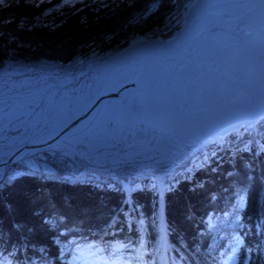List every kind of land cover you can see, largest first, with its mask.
Instances as JSON below:
<instances>
[{"label": "snow or ice", "instance_id": "snow-or-ice-1", "mask_svg": "<svg viewBox=\"0 0 264 264\" xmlns=\"http://www.w3.org/2000/svg\"><path fill=\"white\" fill-rule=\"evenodd\" d=\"M75 2L58 0L56 7L74 5ZM132 2L128 0L129 6ZM169 3L177 10L181 7L187 10L183 15L184 24L188 23V12L192 9L225 10L223 15L228 18L227 27L237 51L221 58L214 53L194 55L185 50L182 60L167 58L171 62L163 68L135 55L119 61L118 65L111 63L110 59L97 57L95 66L88 64L89 71L103 73L96 80L95 90L78 87L80 81L76 72L80 76L86 75L82 68L83 60L62 67L54 75L44 74L46 70L41 69L40 75L23 83L11 80L8 72L0 73V142L9 139V132H16L19 136L20 128L35 130L41 136L54 140L59 134L57 130L67 126L77 113L85 115L96 108L94 98L98 99L97 90L112 89L119 95V90L125 87L127 81L136 87L121 95L118 104L105 105L97 110L85 127L77 129L78 135L54 149L52 155L58 152L67 155L71 151L97 163H100L97 157H103V161L112 167L103 168L101 163V168L115 176L113 169L124 165L135 167V158L142 155L139 151L127 149H134L136 144L154 143L160 149L166 147L168 150L165 153L157 149L160 159H154V163L167 172L169 169L164 161L182 152L176 151L178 138L193 128H207L209 117L215 113L211 121L214 135L209 142L223 146L231 143L225 139L231 136L242 145L233 148L235 154L251 151L253 158L264 156V0H187V3L169 0ZM125 43L129 42L126 40ZM41 143H47V140L42 139ZM191 146L186 144L185 148ZM10 154V146L0 143V165H3L0 167V208L13 216L5 220L4 215L0 214V243L5 239L11 240L17 231L40 235L53 229L58 232L62 226L66 228L61 216H53L46 211L53 202L52 194L44 191L37 193L21 189L17 193L18 199L32 204V208L27 219H15L13 206L4 199V192L14 188L25 177L46 179L52 175V170H41L23 158L20 161L22 168H10L7 160L3 159L4 155ZM172 162L175 163V159ZM245 168L249 172L245 173L242 186L237 188L240 208L246 207L245 197L240 193L252 191L254 202L260 203L264 192V168H261L259 176L251 174V164H245ZM94 187L101 191L105 189L102 184H95ZM106 187L122 194L144 191L139 184L132 189L114 188L111 184ZM150 188L161 197L165 191L172 190L170 185L163 182L159 186L151 184ZM129 206L132 207L131 203ZM261 207L264 208V204ZM132 210L135 211V208L132 207ZM54 243L62 242L57 238ZM242 243L237 237L236 247L230 251L235 253ZM73 245V264L77 260L82 264H94V259L85 258L83 253L77 255L76 249L80 245L75 242ZM19 251L20 248L14 246L13 251L8 253L12 259L0 256V264H13V260H17L18 264H34L27 255L22 260L17 257L15 253ZM114 255L104 260L103 264H130L117 262ZM43 264L50 262L45 260Z\"/></svg>", "mask_w": 264, "mask_h": 264}, {"label": "trees", "instance_id": "trees-1", "mask_svg": "<svg viewBox=\"0 0 264 264\" xmlns=\"http://www.w3.org/2000/svg\"><path fill=\"white\" fill-rule=\"evenodd\" d=\"M180 2L187 3V0ZM57 3L58 0H0V73H24L31 69L40 75V70L45 69L44 74L54 75L62 67L81 60L85 62L82 68L86 71L89 63L96 65L98 56L115 53L125 47L126 40L162 35L173 17L181 18L186 10L183 7L177 10L169 0L162 3L161 0H133L130 6L128 0H76L74 5L62 7H56ZM176 28L178 26L173 27L168 36ZM92 52L99 54L92 56ZM226 140L231 143L215 145L208 150V153L226 152V160L219 166L212 160L203 168L193 169L194 176L190 181L182 180L184 174L181 169L185 164L182 161L189 156L191 149L174 158L175 163L173 159L165 160L167 172L150 161L147 162V170L129 165L115 168V176L103 170L111 168L105 165L101 169L87 170L83 161H70L59 152L54 156L55 148L36 151L33 156L42 155L45 158L43 162L54 169L52 175L46 179L25 177L14 188L4 192V199L12 204L15 219L24 220L29 217L32 204L19 200L17 193L21 189L51 193L52 207L46 211L53 216H61L66 228L62 226L58 232L53 229L40 235L17 231L11 240L5 239L0 243V253L9 257L8 253L15 246L20 248L15 255L21 260L27 255L34 264H43L45 260L50 264H66L73 242L81 241L73 236H94L93 232H98L115 212L121 221L126 222L124 227L130 229L125 233L130 238L129 242L142 233L144 235L140 237L152 241L156 234L155 223L160 226V200L156 191L143 186L144 191L131 192L137 212L132 218V227V214L126 211L119 213L124 194L106 186L111 184L114 188H122L124 181L145 184L152 178H160L167 181L172 189L165 197L172 261L192 263L196 256L201 257L209 248L215 226L226 228L231 224L243 241L241 263L264 264V208L261 207L264 192L260 203L254 202L252 191L240 193L246 200L243 208L238 207L237 195V188L242 186L244 175L249 172L245 164H251V174L259 176L261 168H264V156L253 158L251 151L235 154L233 148L242 145L231 136ZM43 162L40 161L41 165ZM177 163L182 164L174 166ZM9 167L22 168L23 165L19 161ZM170 176H173L174 184L169 181ZM107 178L111 181H106ZM95 184H102L105 189L98 190ZM0 214L5 220L13 218L3 208H0ZM209 216L214 218L213 231L206 227ZM74 226L76 229L72 230ZM140 229L143 231L141 234ZM57 238L61 244L54 243Z\"/></svg>", "mask_w": 264, "mask_h": 264}, {"label": "rangeland", "instance_id": "rangeland-1", "mask_svg": "<svg viewBox=\"0 0 264 264\" xmlns=\"http://www.w3.org/2000/svg\"><path fill=\"white\" fill-rule=\"evenodd\" d=\"M46 1H51V0H40V2H46ZM186 12V11H185ZM184 12V13H185ZM184 15V14H183ZM177 19H179L180 23L179 25H183L184 24V19H183V16L180 18L179 16H175V18L173 17V20L170 24V26L168 28H166L162 33L166 34L167 32H169L173 27L177 26ZM173 36V35H172ZM150 36L148 37V40ZM152 38V37H151ZM175 36L172 37V39H174ZM95 54H98V53H95ZM109 55V54H108ZM107 56V55H106ZM105 56V57H106ZM104 57V58H105ZM112 56H110V59H111ZM111 63L113 64H116L113 60L110 61ZM8 73L11 74V80L13 81H16V82H20V83H23V82H26L30 79H34L37 75H38V72L35 71V70H28L27 72H24V74H21L23 73V71H8ZM47 75H53V74H47ZM103 73L102 72H96V71H93L91 77H90V80H83L79 83L78 87L80 88H83V89H88V88H92L93 90H95V84H96V80L102 76ZM55 83H59V81H53ZM69 86V85H68ZM100 90H97V93L99 92ZM118 104V101L116 100H111L109 101L108 103L104 104L102 106V108L105 106V105H116ZM79 113H77L78 115ZM88 123V122H87ZM87 123L85 125H87ZM85 125H83V127H85ZM82 127V128H83ZM74 135H78V133L76 132ZM74 135H72L71 137H73ZM25 136H27V139H25ZM8 137L9 139L7 141H3V142H0V143H4V144H7L10 146L11 148V152L13 151V149L19 145H22L24 144L26 141L28 140H33V139H42V138H45L47 136H41L39 133H36L35 130H31V131H26L25 128H20V135L17 136V133L16 132H9L8 133ZM69 137V138H71ZM68 138V139H69ZM67 139V140H68ZM67 140L65 141V143L67 142ZM130 143H132L130 141ZM210 142H207L206 144L205 143H200L198 144L201 145V146H206L207 144H209ZM197 147V146H195ZM157 149H160V146L159 145H156V144H148V143H144L143 145H140V144H136L134 149H127V151H139L142 153V155L140 156H137L135 158V165L137 166V168H140V169H146V165H147V162H150V161H154V159H160V156L158 154V151ZM161 151H164L165 153H167V148H163V149H160ZM199 150V149H198ZM3 151H8V149H4ZM177 151V149H176ZM197 151L196 149H194V152ZM8 155H4V157H7ZM150 157L152 159H150ZM177 157V156H176ZM174 157V158H176ZM39 158V157H37ZM70 161H73L72 158H69L67 157ZM173 157H169L168 159L166 160H169V159H174ZM80 161H83L85 163V165L87 166V170L89 169H92V168H99L101 169V163L103 164V166H108V167H112L109 163L107 162H104L103 161V157H97V159L100 161V163H97L96 160H93L92 162L89 161V159L86 157V156H83L82 158L80 157ZM41 159H39L38 161H40ZM69 160H66V161H69ZM37 161V162H38ZM203 161V160H202ZM206 161V160H205ZM204 161V163H205ZM26 162H30L32 163L33 165H36V161L33 160V159H28ZM206 164V163H205ZM52 172L54 171V169H51ZM106 181H111L110 179H105ZM140 183V182H138ZM136 225L139 227V224L136 223ZM155 228H156V231L158 230L159 226H158V223H155ZM125 228V227H124ZM163 232L162 234L160 235V240L161 239H165L166 237V234H167V228L164 227L163 228ZM139 233L141 234L142 232L139 231ZM142 236V235H140ZM163 237V238H162ZM163 242V241H162ZM165 255V254H164ZM166 256V255H165ZM71 263L73 264V261L71 260Z\"/></svg>", "mask_w": 264, "mask_h": 264}, {"label": "water", "instance_id": "water-1", "mask_svg": "<svg viewBox=\"0 0 264 264\" xmlns=\"http://www.w3.org/2000/svg\"><path fill=\"white\" fill-rule=\"evenodd\" d=\"M199 9V8H198ZM198 9H192L194 12H196V10ZM191 10V11H192ZM167 43L165 42H161V41H154V42H147V41H141L135 44H132L131 46H129L128 48H126L121 54H119L117 56L118 61L121 60H126L131 56H139L137 55L138 53L142 52L143 49L145 48H149V49H159L161 46H166ZM158 56V54H154L153 57L156 58ZM141 57V56H139ZM143 59H146V57H142ZM136 86L132 83H125V87L121 88L119 90V95L117 94L116 91H108L106 93H103L102 95L98 96V99L96 100V108L93 110H90L88 112H86L85 115H80L79 117H77L76 119L72 120L67 126H63L60 131L58 132L59 134L55 136L54 140H49L48 138L45 139L47 140V143H41V141L38 142H31L23 147H21L20 149L16 150L12 156L7 159L8 165L12 162H14L18 157H20V155L26 151L32 150V149H39L48 145H51L53 143H56L62 139H64L65 137L69 136L70 133L77 128L79 125H81L85 120L89 119L99 108V106L107 99L111 98V97H118L120 100V96L123 95V92L131 89V88H135ZM196 136H192L190 138H195ZM180 144L182 147L185 146V139H182L181 137L178 138ZM188 141V139H187ZM0 167H3V165H0Z\"/></svg>", "mask_w": 264, "mask_h": 264}, {"label": "bare ground", "instance_id": "bare-ground-1", "mask_svg": "<svg viewBox=\"0 0 264 264\" xmlns=\"http://www.w3.org/2000/svg\"><path fill=\"white\" fill-rule=\"evenodd\" d=\"M208 132H210L209 130H208ZM198 133H200V130H196L195 132H193V134H198ZM189 133H185L184 135H188ZM190 134H192V133H190ZM197 142H200V141H197ZM121 205H119V207H120ZM120 209H121V207H120ZM120 209H119V211H120Z\"/></svg>", "mask_w": 264, "mask_h": 264}]
</instances>
